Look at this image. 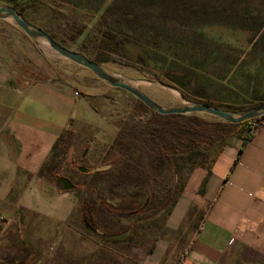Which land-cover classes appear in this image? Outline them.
<instances>
[{
	"label": "rangeland",
	"instance_id": "374dc122",
	"mask_svg": "<svg viewBox=\"0 0 264 264\" xmlns=\"http://www.w3.org/2000/svg\"><path fill=\"white\" fill-rule=\"evenodd\" d=\"M0 4L15 6L60 44L125 76L160 80L190 99L200 98L194 92L204 89L215 102L226 100L235 109L264 101V0ZM171 74L185 86L170 80ZM62 75L105 86L72 61H49L22 30L0 19V79L13 86ZM141 87L165 107L180 103L159 86ZM128 96L130 118L106 151L89 152L90 144L77 143L76 133L68 131L40 175L21 163L11 165L5 148L0 149V264H136L159 241L185 244L207 205L198 198L186 206L177 230L168 226L174 208L187 193L204 194L210 166L228 133L247 132L248 124L236 128L191 115H156ZM9 132L0 130V144H12ZM61 176L77 187L64 190L57 182ZM98 196L121 215H110ZM86 209L97 232L110 235L130 227L131 237L116 241L91 233L81 220ZM64 213L66 218L58 219ZM219 264H264V238L234 242Z\"/></svg>",
	"mask_w": 264,
	"mask_h": 264
},
{
	"label": "crops",
	"instance_id": "0c3cea01",
	"mask_svg": "<svg viewBox=\"0 0 264 264\" xmlns=\"http://www.w3.org/2000/svg\"><path fill=\"white\" fill-rule=\"evenodd\" d=\"M89 81L62 75L10 86L0 79V130H10L12 141L0 149L5 148L11 165L21 163L25 171L38 172L68 131L76 133L77 143L90 144L89 152L110 147L130 118V93ZM209 170L204 194L182 196L168 222L177 230L186 206L198 198L207 205L185 244L159 241L136 264H219L234 242L264 238V125L249 135L240 131L228 136Z\"/></svg>",
	"mask_w": 264,
	"mask_h": 264
},
{
	"label": "water",
	"instance_id": "95a60500",
	"mask_svg": "<svg viewBox=\"0 0 264 264\" xmlns=\"http://www.w3.org/2000/svg\"><path fill=\"white\" fill-rule=\"evenodd\" d=\"M0 19L9 21L11 24L22 30L34 42L39 52L49 61H54L59 58L72 61L92 72L105 84L114 88L125 90L126 92L132 94L149 110L155 113L161 115H188L198 113L212 116L216 119L233 124L264 116V103L245 109L221 108L201 100L187 98L178 88L160 80L145 77L133 78L118 73L103 63L92 60L83 53L71 50L70 48L60 44L46 30L35 25L24 17L15 6L0 4ZM142 85L159 86L179 99L180 103L174 107H165L154 101L142 89ZM81 170H84V168H81ZM57 182L62 184V188L64 190H72L75 188L74 182L65 176L59 177ZM93 232L97 236L105 239L122 240L130 234L131 230L129 229L126 232L114 235H102L97 231Z\"/></svg>",
	"mask_w": 264,
	"mask_h": 264
},
{
	"label": "trees",
	"instance_id": "16d2710c",
	"mask_svg": "<svg viewBox=\"0 0 264 264\" xmlns=\"http://www.w3.org/2000/svg\"><path fill=\"white\" fill-rule=\"evenodd\" d=\"M18 10V9H17ZM97 62H99V61H97ZM101 63V62H100ZM168 77L170 78V80H172L174 83H176L177 85H179L180 87H184L185 86V84H184V82L182 81V79H181V77L179 76V75H177V74H171V75H168ZM150 79V78H149ZM183 93V95L185 96V97H187V98H189L184 92H182ZM198 97H200V98H197V99H195V100H201V101H204V102H206V103H208V104H211V105H215V106H217V107H221V108H226V109H235V108H232L231 107V105L226 101V100H223V99H220V100H218V102H215L214 100H213V98L210 96V94L206 91V90H202V91H196V92H194ZM142 103V102H141ZM262 103H264V101H262L260 104H262ZM143 104V103H142ZM250 107H253V106H249V107H243V108H238V109H245V108H250ZM153 112V111H152ZM154 114H156V115H161V114H158V113H155L154 112ZM189 116L191 115V116H193V117H196V118H201V117H203L204 119H209V120H215L217 123H225V124H229V125H234L236 128L237 127H239V126H241V125H243L244 123H246L247 121H244V122H241V123H237V124H233V123H229V122H226V121H223V120H219V119H216V118H214V117H212V116H208V115H202V114H198V113H193V114H188ZM163 116H170V117H177V116H183V115H179V114H170V115H163ZM262 117H264V116H262ZM242 131V130H241ZM237 132H240V130L239 131H237ZM233 133H235V132H231V133H228V135L230 136V135H232ZM227 134V133H226ZM249 134H251V132L250 131H247L246 132V135H249ZM63 138H64V134H62L61 136H60V138L58 139V141L56 142V144H55V146H54V149H53V151L60 145V143L62 142V140H63ZM247 139V138H246ZM48 165V163L46 162V163H44L42 166H41V168H40V170H39V174L40 175H43V171H44V168L46 167ZM210 171V170H209ZM77 186H75V188H76ZM99 197V196H98ZM99 202H100V205L104 208V209H106V211L108 212V213H110V215H112V216H117V215H121V213H119V212H117L116 211V209L115 208H112L111 206H110V204L104 199V198H102V197H99ZM146 208V205H144V206H142L139 210H137V211H134V212H138V211H140V210H144ZM90 215V211H89V209H86V211H84L83 213H82V218H81V220H82V223H83V225L85 226V228L88 230V231H90L91 233H93V234H95L93 231H97V230H95L92 226H90V224L88 223V216ZM129 229H131L130 227H128L127 229H124L123 231H121V232H118V233H115V234H120V233H123V232H126L127 230H129ZM102 235H105V234H103V233H101ZM96 235V234H95ZM106 235H108V234H106ZM110 235H114V234H110ZM97 236V235H96ZM98 237H100V236H98ZM129 237H131V235H129ZM129 237H127V238H125V239H122V241H124V240H127ZM117 241V240H116ZM119 241H121V240H119ZM153 248H154V245H151V247L148 249V253L149 252H152L153 251Z\"/></svg>",
	"mask_w": 264,
	"mask_h": 264
},
{
	"label": "built area",
	"instance_id": "2783aa9c",
	"mask_svg": "<svg viewBox=\"0 0 264 264\" xmlns=\"http://www.w3.org/2000/svg\"><path fill=\"white\" fill-rule=\"evenodd\" d=\"M76 94H79V92H76ZM248 129L251 133L256 132L259 127L264 125V117H257L251 120L247 121Z\"/></svg>",
	"mask_w": 264,
	"mask_h": 264
},
{
	"label": "flooded vegetation",
	"instance_id": "af4514ba",
	"mask_svg": "<svg viewBox=\"0 0 264 264\" xmlns=\"http://www.w3.org/2000/svg\"><path fill=\"white\" fill-rule=\"evenodd\" d=\"M76 186V185H75Z\"/></svg>",
	"mask_w": 264,
	"mask_h": 264
}]
</instances>
